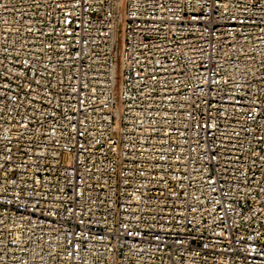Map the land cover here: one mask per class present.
Wrapping results in <instances>:
<instances>
[{"label":"built area","instance_id":"built-area-1","mask_svg":"<svg viewBox=\"0 0 264 264\" xmlns=\"http://www.w3.org/2000/svg\"><path fill=\"white\" fill-rule=\"evenodd\" d=\"M0 264H264V0H0Z\"/></svg>","mask_w":264,"mask_h":264}]
</instances>
